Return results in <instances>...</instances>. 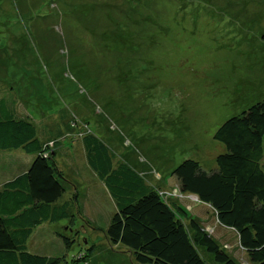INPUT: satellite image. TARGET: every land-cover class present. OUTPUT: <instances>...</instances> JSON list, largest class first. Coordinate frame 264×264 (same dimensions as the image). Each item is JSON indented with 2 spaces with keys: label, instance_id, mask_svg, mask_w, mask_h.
Masks as SVG:
<instances>
[{
  "label": "rangeland",
  "instance_id": "obj_1",
  "mask_svg": "<svg viewBox=\"0 0 264 264\" xmlns=\"http://www.w3.org/2000/svg\"><path fill=\"white\" fill-rule=\"evenodd\" d=\"M0 87L14 90L17 117L61 133L41 138L52 140L75 219L41 226L31 253L61 264H138L106 237L116 208L87 162L82 138L93 134L189 231L194 220L237 264H252L211 207L181 195L173 171L189 159L216 170L227 151L217 130L264 99V0H0ZM7 156L22 167L34 158L0 152V186L21 167H3Z\"/></svg>",
  "mask_w": 264,
  "mask_h": 264
},
{
  "label": "trees",
  "instance_id": "obj_2",
  "mask_svg": "<svg viewBox=\"0 0 264 264\" xmlns=\"http://www.w3.org/2000/svg\"><path fill=\"white\" fill-rule=\"evenodd\" d=\"M13 93L11 89L10 96L2 94L0 87V152L21 150L34 158L23 167L14 156L3 162L9 171L10 165L21 167L11 169L15 172L10 180L0 186V264H61L63 258L33 254L28 246L44 224L75 219L65 198V174L49 146L52 140L41 138L42 130L53 139L61 133L53 134L51 125L38 128L17 117ZM215 139L227 150L216 158V170L207 172L189 159L173 176L182 195L196 196L216 212L222 226L237 233L252 264H264V99L224 122ZM82 141L88 165L115 202L105 232L112 244L125 246L138 264H209L202 251L216 264H237L194 220L189 231L159 191L128 164H116L97 136L86 134ZM74 197L77 202L78 194ZM58 235L65 246L73 243L63 233ZM86 258L80 255L77 261Z\"/></svg>",
  "mask_w": 264,
  "mask_h": 264
},
{
  "label": "crops",
  "instance_id": "obj_3",
  "mask_svg": "<svg viewBox=\"0 0 264 264\" xmlns=\"http://www.w3.org/2000/svg\"><path fill=\"white\" fill-rule=\"evenodd\" d=\"M160 182V181H159ZM176 182V181H175ZM177 183H178V181H177ZM156 186H159L160 188H162V185H159V184H157ZM190 196H192V197H196V196H193V195H190Z\"/></svg>",
  "mask_w": 264,
  "mask_h": 264
},
{
  "label": "built area",
  "instance_id": "obj_4",
  "mask_svg": "<svg viewBox=\"0 0 264 264\" xmlns=\"http://www.w3.org/2000/svg\"><path fill=\"white\" fill-rule=\"evenodd\" d=\"M181 193V192H180ZM182 195V194H181Z\"/></svg>",
  "mask_w": 264,
  "mask_h": 264
},
{
  "label": "water",
  "instance_id": "obj_5",
  "mask_svg": "<svg viewBox=\"0 0 264 264\" xmlns=\"http://www.w3.org/2000/svg\"><path fill=\"white\" fill-rule=\"evenodd\" d=\"M197 198V197H196ZM198 199V198H197Z\"/></svg>",
  "mask_w": 264,
  "mask_h": 264
},
{
  "label": "clouds",
  "instance_id": "obj_6",
  "mask_svg": "<svg viewBox=\"0 0 264 264\" xmlns=\"http://www.w3.org/2000/svg\"><path fill=\"white\" fill-rule=\"evenodd\" d=\"M198 200V199H197Z\"/></svg>",
  "mask_w": 264,
  "mask_h": 264
}]
</instances>
